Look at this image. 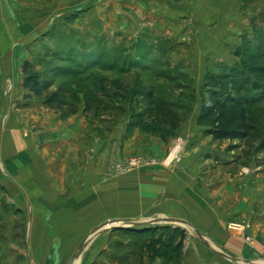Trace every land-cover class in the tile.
<instances>
[{
  "label": "rangeland",
  "instance_id": "obj_1",
  "mask_svg": "<svg viewBox=\"0 0 264 264\" xmlns=\"http://www.w3.org/2000/svg\"><path fill=\"white\" fill-rule=\"evenodd\" d=\"M25 32L26 59L6 55ZM258 42L264 50V0H0V264H183L191 235L198 240L187 220L95 235L123 219L106 216L93 183L86 199L76 192L88 188L87 169L107 180L182 169L186 154L211 162L202 175L264 190V98L249 108L255 141L217 142L198 123L207 74L242 68V51ZM26 61L76 110L26 99ZM89 92L98 108L86 112ZM145 94L177 118H150Z\"/></svg>",
  "mask_w": 264,
  "mask_h": 264
},
{
  "label": "crops",
  "instance_id": "obj_2",
  "mask_svg": "<svg viewBox=\"0 0 264 264\" xmlns=\"http://www.w3.org/2000/svg\"><path fill=\"white\" fill-rule=\"evenodd\" d=\"M32 25L30 35L38 31V27ZM28 32L19 36L12 48L5 49L6 55L26 59L24 46L32 41ZM0 47L3 49L2 44ZM18 58L14 62L16 67L21 65ZM19 150L21 157L23 151ZM195 156L196 159L190 160L186 154L182 169L155 167L109 180L87 169L84 183L88 188L82 189L83 195L77 191L75 198L86 199L91 194L89 185L93 183L96 185L93 194L101 209L107 212L106 216L123 219L121 225L156 219L161 224L180 226L187 220L198 240L191 235L193 239H189L183 264H264V190L252 189L250 179H244L245 186H238L240 183L231 178L202 175V168L210 166L211 162ZM39 159L43 162L42 156ZM237 222L251 225L245 232L228 228L229 224ZM150 223L137 228H147ZM247 238L253 239L260 251L250 247Z\"/></svg>",
  "mask_w": 264,
  "mask_h": 264
},
{
  "label": "trees",
  "instance_id": "obj_3",
  "mask_svg": "<svg viewBox=\"0 0 264 264\" xmlns=\"http://www.w3.org/2000/svg\"><path fill=\"white\" fill-rule=\"evenodd\" d=\"M259 44L255 52L242 51V68L208 73L205 78L198 123L214 141L241 144L258 139V129L249 117V108L260 105L264 98V50ZM22 71L25 76L22 87L29 92L26 99H43L42 104L48 109L76 110V105L69 103L68 92L64 88L52 91V81L42 78L31 62L26 61ZM143 98L149 102L150 118L165 122L177 118L171 107L162 102L155 103L151 94H145ZM73 99L77 102V95H73ZM85 106L86 112L98 108V98L94 93L86 95ZM125 230L131 231L130 228Z\"/></svg>",
  "mask_w": 264,
  "mask_h": 264
},
{
  "label": "water",
  "instance_id": "obj_4",
  "mask_svg": "<svg viewBox=\"0 0 264 264\" xmlns=\"http://www.w3.org/2000/svg\"><path fill=\"white\" fill-rule=\"evenodd\" d=\"M146 225H148V223L125 222L124 224L121 225L120 223L115 222V223L107 224V225L99 228L98 230H96L95 235H98L104 231L116 230V229H120V228L146 226ZM86 247H87V241L83 244V246L81 247V249L78 252V254L76 255V257H80Z\"/></svg>",
  "mask_w": 264,
  "mask_h": 264
},
{
  "label": "built area",
  "instance_id": "obj_5",
  "mask_svg": "<svg viewBox=\"0 0 264 264\" xmlns=\"http://www.w3.org/2000/svg\"><path fill=\"white\" fill-rule=\"evenodd\" d=\"M181 149H182V143H179L177 148L174 150V153L171 158L172 160H174L175 158L179 156ZM249 227L250 225L248 224L232 223L230 224L229 229L233 231H238V232H245ZM252 243L254 242L252 241Z\"/></svg>",
  "mask_w": 264,
  "mask_h": 264
}]
</instances>
